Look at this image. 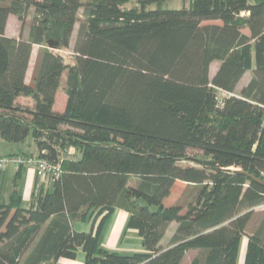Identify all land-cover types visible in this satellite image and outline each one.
Wrapping results in <instances>:
<instances>
[{"label":"trees","instance_id":"obj_1","mask_svg":"<svg viewBox=\"0 0 264 264\" xmlns=\"http://www.w3.org/2000/svg\"><path fill=\"white\" fill-rule=\"evenodd\" d=\"M167 1L0 0V136L32 135L33 154L62 169L28 206L25 164L10 195L0 190V264H59L79 250L83 264H181L191 249L190 264H238L243 236L244 264H264V212L248 228L264 204V0ZM10 14L27 37L6 34ZM35 44L48 48L28 83ZM219 89L230 93L222 103ZM177 181L186 190L167 205ZM117 208L144 250L101 244Z\"/></svg>","mask_w":264,"mask_h":264},{"label":"crops","instance_id":"obj_2","mask_svg":"<svg viewBox=\"0 0 264 264\" xmlns=\"http://www.w3.org/2000/svg\"><path fill=\"white\" fill-rule=\"evenodd\" d=\"M17 18L18 17L16 15H14V14H10L9 15L8 22H7V27H6V34L8 36H11V37L14 36V35H10L8 33V30L10 28L11 23L14 22V20H18ZM32 18H33V15H30V19L31 20H32ZM245 31L248 32V29H246ZM75 32H76V29L73 32V35H72V38H71L72 40H73ZM23 36L24 37L28 36V30L25 29L23 31ZM36 46H40V45L35 44L33 46L32 54H31V58H30V64H29V68H28V71H27V74H26V81L28 83H31L33 81V75H34V72H35L36 63L38 61L39 53L41 52V51H39V52L36 53V55H34V50H35ZM34 56H35V61H34L33 65H32V59H33ZM247 75H248V77L246 78V80L244 82H241L242 79L244 77H246ZM252 76H253L252 73H249L248 71L245 72V74L241 78V80H240V82H239L237 87L241 88L242 85L246 84L252 78ZM59 90L57 91L56 103L58 102L57 98H58ZM65 96H66V100L63 101L64 104H62V108L65 107L66 102H67V95H65ZM18 151H24V152H27V153H31V155H34L33 154L34 146L31 147V151L30 152L25 151V150H21V149H19ZM16 152H13V153H16ZM0 153H2V152L0 151ZM9 165H11L10 168H9ZM9 165H7V167H5L4 169L0 170V190L2 192H3L2 183L5 180L4 178H5L6 174L8 172L10 174L9 178L11 179V189H12L13 178H14V175H15V173L17 171V168H18L17 165H14V164H9ZM39 181H40L39 177L36 174V172L34 171V169L31 168V167H28L26 165V169H25V171H24V173H23V175L21 177L20 186H19L20 192H21V194L23 196V204L25 206H28V204H29V202L31 200L32 192H33L34 189L37 188L36 184ZM53 181H54L53 179L47 177V178H45L44 180H42L40 182V185L42 184V182H46V185H48L52 189ZM177 182H180V181H177ZM184 183L186 184L185 181H184ZM10 192H11V190L7 191L6 193L3 192V194L6 195V196H9ZM171 194H172V192H171ZM170 195L167 198H165V204H167V205L173 204L172 202H167V200L170 197ZM128 219H129V213L126 210L122 209V208H117L115 210V212L113 213V215L108 219V221L106 222V224L104 226V229H103V232H102V235H101V244L103 246L109 248V249L117 250V251H121V252H133V251H142V250H144L143 239L138 234V231L136 229H134V228H128L127 227ZM175 226H176L175 223H172L170 225L169 229L167 230V233H166L165 237L163 238V244L164 245H166L168 243V241L170 240V237H171V235H172V233H173V231L175 229ZM74 227L78 231H89V229L91 227V223L82 222V221H76L74 223ZM247 241H248L247 236H243L242 240H241L238 264H244L246 250H247ZM191 250H197V249H191ZM188 252H187V254H188ZM184 259H183V261H184ZM84 261H85V253H84L83 250H79L78 253H77L76 258L70 259V258H64L63 257V258H61L59 260V264H83ZM183 261H182V263H183Z\"/></svg>","mask_w":264,"mask_h":264},{"label":"rangeland","instance_id":"obj_3","mask_svg":"<svg viewBox=\"0 0 264 264\" xmlns=\"http://www.w3.org/2000/svg\"><path fill=\"white\" fill-rule=\"evenodd\" d=\"M182 3H183L182 0H169L165 3V8H178L182 5ZM79 15H80V17L83 18L84 17L83 11L80 12ZM79 25H80V21L77 24L76 32L74 34L73 40L71 39L72 40L71 41V47L68 49H63V51H62V53L67 57V59H70V57L73 54V48H74V45H75L76 39H77V32H78L77 30L80 27ZM21 28H22V26H21L20 20L19 19L14 20V22H12L10 25L8 33L10 35H14L15 37L14 36L13 37L18 39L23 34V31L25 29H27V27H25V29L22 31ZM47 48H48V46H45V45L36 46L35 50H34V55H36L37 52L42 51V50L47 49ZM50 49H52V48H50ZM34 61H35V56L32 59V65H33ZM219 64L220 63L218 61H215L214 63L211 64V68H210L211 76H213L215 74ZM248 72L253 74L252 70H248ZM247 77H248V75L246 77H244L241 82H244ZM65 95H67L65 92V88H64V86H62L58 92V98H57L58 102L56 103L57 108L63 109L62 104H64L63 101L66 100ZM30 146L31 147L34 146L32 135L27 137L23 143L9 142V141L2 139L0 136V151L3 153V154L0 153L1 156H7L10 153L13 154V152H16V151L18 152L19 149L30 152L31 151ZM10 166L11 165H9V168H10ZM9 175L10 174L8 172L4 178L5 179L4 182L2 183V190L5 193L7 191L11 190V179L9 178ZM187 185H188V183L186 182V184H185L184 181L177 182L176 185L174 186V188L172 190V194L168 198L167 202L174 203V202L178 201L179 198L184 193V191L186 190ZM263 212H264V204L255 208L254 215L252 216V218L248 224V228H253V227L258 226V224L261 221V217H262ZM197 254H198L197 250H190L188 252V254L186 255L182 264H190Z\"/></svg>","mask_w":264,"mask_h":264},{"label":"built area","instance_id":"obj_4","mask_svg":"<svg viewBox=\"0 0 264 264\" xmlns=\"http://www.w3.org/2000/svg\"><path fill=\"white\" fill-rule=\"evenodd\" d=\"M219 97L221 103L222 98L224 96H227V91H224L222 89H219L218 91ZM9 164H14L19 166L20 164H25L28 167H31L34 169L36 174L39 177V182L36 184V187H40V182L44 180L45 178L49 177L53 180L56 178H59L62 172L61 166L57 163H52L51 161H48L47 159L39 158L34 155L30 156H23V155H11V156H1L0 155V169H4ZM261 177L264 180V170L261 173Z\"/></svg>","mask_w":264,"mask_h":264},{"label":"water","instance_id":"obj_5","mask_svg":"<svg viewBox=\"0 0 264 264\" xmlns=\"http://www.w3.org/2000/svg\"><path fill=\"white\" fill-rule=\"evenodd\" d=\"M256 179H257L258 181H261L262 183H264V180H263L261 177H256Z\"/></svg>","mask_w":264,"mask_h":264}]
</instances>
